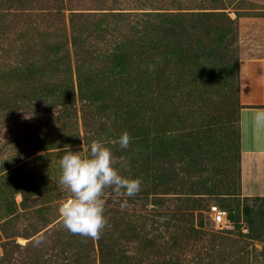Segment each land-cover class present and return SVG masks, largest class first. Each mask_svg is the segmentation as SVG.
<instances>
[{
  "label": "rangeland",
  "instance_id": "rangeland-1",
  "mask_svg": "<svg viewBox=\"0 0 264 264\" xmlns=\"http://www.w3.org/2000/svg\"><path fill=\"white\" fill-rule=\"evenodd\" d=\"M260 16L264 0H0V264H264L238 71L239 20ZM97 139L142 183L106 190L93 240L63 227L59 160Z\"/></svg>",
  "mask_w": 264,
  "mask_h": 264
},
{
  "label": "clouds",
  "instance_id": "clouds-1",
  "mask_svg": "<svg viewBox=\"0 0 264 264\" xmlns=\"http://www.w3.org/2000/svg\"><path fill=\"white\" fill-rule=\"evenodd\" d=\"M251 120L264 126V109L251 114ZM132 137L124 131L118 141L121 149H127ZM117 158L102 140H93L88 156L80 152L65 151L59 160L61 175L59 184L70 193L61 203L58 212L63 227L72 234L98 240L108 226L105 216L106 190L111 189L114 198L133 197L141 190L140 179L125 178L116 167ZM127 206L125 200L121 207Z\"/></svg>",
  "mask_w": 264,
  "mask_h": 264
},
{
  "label": "crops",
  "instance_id": "crops-1",
  "mask_svg": "<svg viewBox=\"0 0 264 264\" xmlns=\"http://www.w3.org/2000/svg\"><path fill=\"white\" fill-rule=\"evenodd\" d=\"M241 191L244 197H264V126L251 114L264 109V16L239 20Z\"/></svg>",
  "mask_w": 264,
  "mask_h": 264
},
{
  "label": "built area",
  "instance_id": "built-area-1",
  "mask_svg": "<svg viewBox=\"0 0 264 264\" xmlns=\"http://www.w3.org/2000/svg\"><path fill=\"white\" fill-rule=\"evenodd\" d=\"M214 211L215 214V221L216 223H225L228 222L229 223V215L226 211L220 210L218 209V207H213L212 209Z\"/></svg>",
  "mask_w": 264,
  "mask_h": 264
},
{
  "label": "trees",
  "instance_id": "trees-1",
  "mask_svg": "<svg viewBox=\"0 0 264 264\" xmlns=\"http://www.w3.org/2000/svg\"><path fill=\"white\" fill-rule=\"evenodd\" d=\"M58 46H59V44L51 43V44L47 45L46 50L48 52L52 53V52H55L56 50H58V48H59Z\"/></svg>",
  "mask_w": 264,
  "mask_h": 264
}]
</instances>
